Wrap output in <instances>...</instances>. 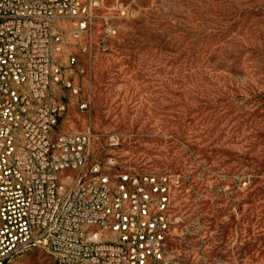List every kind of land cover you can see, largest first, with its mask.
I'll use <instances>...</instances> for the list:
<instances>
[{
  "label": "rangeland",
  "instance_id": "374dc122",
  "mask_svg": "<svg viewBox=\"0 0 264 264\" xmlns=\"http://www.w3.org/2000/svg\"><path fill=\"white\" fill-rule=\"evenodd\" d=\"M99 1L91 53L56 54L58 131L91 130L95 150L116 133L123 169L180 177L173 264H264V0Z\"/></svg>",
  "mask_w": 264,
  "mask_h": 264
},
{
  "label": "built area",
  "instance_id": "2783aa9c",
  "mask_svg": "<svg viewBox=\"0 0 264 264\" xmlns=\"http://www.w3.org/2000/svg\"><path fill=\"white\" fill-rule=\"evenodd\" d=\"M99 4L0 0V264H19L31 249L52 264L174 263L171 199L180 177L123 169L116 133L95 150L91 130L57 129L63 105L51 87L64 66L56 54L71 40L91 53ZM100 18L97 44L106 50L116 27ZM76 62L68 55V65Z\"/></svg>",
  "mask_w": 264,
  "mask_h": 264
},
{
  "label": "crops",
  "instance_id": "0c3cea01",
  "mask_svg": "<svg viewBox=\"0 0 264 264\" xmlns=\"http://www.w3.org/2000/svg\"><path fill=\"white\" fill-rule=\"evenodd\" d=\"M31 250H33V249H31ZM31 262L32 261L28 260L27 257H25L24 255L19 259V264H28V263H31Z\"/></svg>",
  "mask_w": 264,
  "mask_h": 264
}]
</instances>
